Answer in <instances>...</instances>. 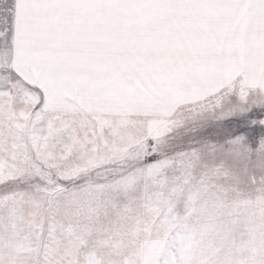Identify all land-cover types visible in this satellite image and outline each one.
Here are the masks:
<instances>
[{
	"label": "snow or ice",
	"instance_id": "obj_1",
	"mask_svg": "<svg viewBox=\"0 0 264 264\" xmlns=\"http://www.w3.org/2000/svg\"><path fill=\"white\" fill-rule=\"evenodd\" d=\"M0 264H264V0H0Z\"/></svg>",
	"mask_w": 264,
	"mask_h": 264
}]
</instances>
